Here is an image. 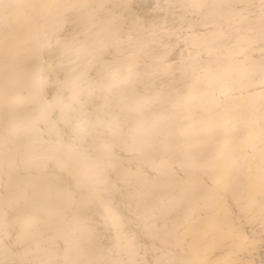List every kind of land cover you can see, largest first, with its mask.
Masks as SVG:
<instances>
[{"label":"bare ground","instance_id":"obj_1","mask_svg":"<svg viewBox=\"0 0 264 264\" xmlns=\"http://www.w3.org/2000/svg\"><path fill=\"white\" fill-rule=\"evenodd\" d=\"M0 264H264V0H0Z\"/></svg>","mask_w":264,"mask_h":264}]
</instances>
